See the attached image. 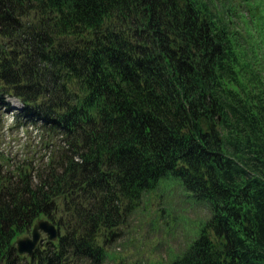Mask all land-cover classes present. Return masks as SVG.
Masks as SVG:
<instances>
[{
	"label": "trees",
	"instance_id": "obj_1",
	"mask_svg": "<svg viewBox=\"0 0 264 264\" xmlns=\"http://www.w3.org/2000/svg\"><path fill=\"white\" fill-rule=\"evenodd\" d=\"M230 25L220 0H0V101L49 152L0 174V264H103L168 178L210 211L171 264H264V82ZM40 219L58 241L20 256Z\"/></svg>",
	"mask_w": 264,
	"mask_h": 264
},
{
	"label": "rangeland",
	"instance_id": "obj_2",
	"mask_svg": "<svg viewBox=\"0 0 264 264\" xmlns=\"http://www.w3.org/2000/svg\"><path fill=\"white\" fill-rule=\"evenodd\" d=\"M220 6L223 19L231 22L244 62L264 82V0H220ZM4 100L0 101V174L14 180L12 173L18 167L44 160L49 152L41 125L16 122L21 102ZM209 216L205 204L195 203L177 182L165 179L130 217L103 264H171L198 238ZM45 239L43 234L40 245Z\"/></svg>",
	"mask_w": 264,
	"mask_h": 264
},
{
	"label": "water",
	"instance_id": "obj_3",
	"mask_svg": "<svg viewBox=\"0 0 264 264\" xmlns=\"http://www.w3.org/2000/svg\"><path fill=\"white\" fill-rule=\"evenodd\" d=\"M43 234L49 242H56L59 239V228L50 220H39L33 227L31 237L18 239L16 249L20 256L33 258L35 251L38 248Z\"/></svg>",
	"mask_w": 264,
	"mask_h": 264
}]
</instances>
